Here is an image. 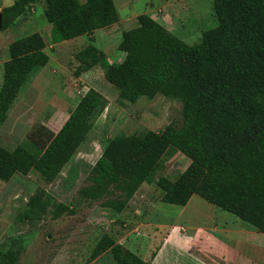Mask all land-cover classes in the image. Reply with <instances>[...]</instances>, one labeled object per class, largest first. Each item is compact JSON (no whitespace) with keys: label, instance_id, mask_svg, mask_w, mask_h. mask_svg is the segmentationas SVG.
<instances>
[{"label":"trees","instance_id":"1","mask_svg":"<svg viewBox=\"0 0 264 264\" xmlns=\"http://www.w3.org/2000/svg\"><path fill=\"white\" fill-rule=\"evenodd\" d=\"M39 2L59 42L92 34L118 21L113 0H14L1 9L8 28ZM90 11L84 17L82 9ZM217 25L187 44L146 13L122 31L120 62L104 63L93 44L77 54L75 75L99 63L104 76L129 102L161 94L181 102L180 124L170 121L157 131L110 138L78 190L80 200L99 202L121 212L142 183L155 181L159 201L184 206L197 194L264 233V0H213ZM39 32L14 39L2 64L0 128L12 104L48 62ZM107 106L106 97L89 88L61 127L46 140L27 138L14 148L0 145V180L37 173L45 183L56 179ZM190 163L175 179L155 174L170 147ZM53 197L38 187L20 217L34 225L54 211ZM32 235L18 233L0 242V264H18ZM109 250L114 264H150L103 234L91 251Z\"/></svg>","mask_w":264,"mask_h":264},{"label":"rangeland","instance_id":"2","mask_svg":"<svg viewBox=\"0 0 264 264\" xmlns=\"http://www.w3.org/2000/svg\"><path fill=\"white\" fill-rule=\"evenodd\" d=\"M113 1L118 21L95 30L93 40L84 34L54 43L43 2L0 30V84L2 64L14 39L39 32L49 55L47 64L9 109L0 128L1 146L12 149L27 138L48 139L89 88L107 99L106 108L54 181L45 183L35 172L16 173L8 181L0 180V242L18 233L32 235L18 264H114L109 250L91 257L103 234L111 235L144 260L163 244L158 258L162 264H264V233L197 194L184 206L161 202L154 181L142 183L121 212L79 199L77 190L86 183L88 171L110 138L146 129L157 131L170 121L180 124L181 102L161 94L126 101L106 80L102 62L75 75L76 54L93 44L103 53L104 63L120 62L124 58L118 46L122 31L136 26L140 13L150 15L187 44L199 42L202 32L218 23L213 0ZM82 13L84 17L90 15L87 7ZM159 161L155 179H175L190 163L172 146ZM38 187L53 197L56 206L52 214L29 225L20 212ZM167 236L169 240L164 242Z\"/></svg>","mask_w":264,"mask_h":264},{"label":"crops","instance_id":"3","mask_svg":"<svg viewBox=\"0 0 264 264\" xmlns=\"http://www.w3.org/2000/svg\"><path fill=\"white\" fill-rule=\"evenodd\" d=\"M11 3H12V2H11ZM11 3H10V4H11ZM7 4H8V3H7ZM7 4L4 3V0H1V2H0V11H1V9H2L4 6H6ZM166 240H169L168 236L165 238L164 242H165ZM164 242H163V243H164ZM162 246H163V244H162ZM162 246L159 248V250L157 251V253H156V255L154 256V258L150 261V264H162L161 261H160V259L158 260V258H159V256H160V253H161V250H162V248H163ZM200 262H202V261H200ZM166 264H168V263H166ZM202 264H203V263H202Z\"/></svg>","mask_w":264,"mask_h":264},{"label":"water","instance_id":"4","mask_svg":"<svg viewBox=\"0 0 264 264\" xmlns=\"http://www.w3.org/2000/svg\"><path fill=\"white\" fill-rule=\"evenodd\" d=\"M2 27V15H1V11H0V29Z\"/></svg>","mask_w":264,"mask_h":264}]
</instances>
